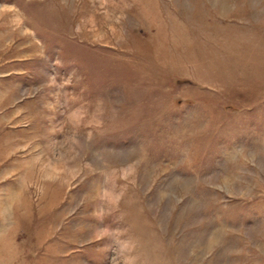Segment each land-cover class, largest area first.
Returning a JSON list of instances; mask_svg holds the SVG:
<instances>
[{
    "label": "rangeland",
    "instance_id": "rangeland-1",
    "mask_svg": "<svg viewBox=\"0 0 264 264\" xmlns=\"http://www.w3.org/2000/svg\"><path fill=\"white\" fill-rule=\"evenodd\" d=\"M0 264H264V0H0Z\"/></svg>",
    "mask_w": 264,
    "mask_h": 264
}]
</instances>
